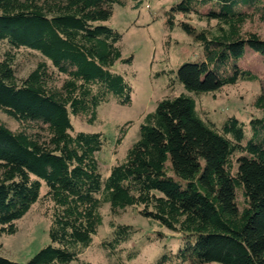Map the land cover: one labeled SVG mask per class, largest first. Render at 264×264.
Returning a JSON list of instances; mask_svg holds the SVG:
<instances>
[{
  "label": "trees",
  "instance_id": "16d2710c",
  "mask_svg": "<svg viewBox=\"0 0 264 264\" xmlns=\"http://www.w3.org/2000/svg\"><path fill=\"white\" fill-rule=\"evenodd\" d=\"M117 3L0 0V112L18 123L12 130L0 120V235L16 231L42 184L52 205L50 243L24 263L0 264H92L79 255L103 222V204L132 207L178 235L160 264H264V89L252 104L258 116L231 115L221 126L198 113L191 95L259 80L242 62L251 53L264 63V38L244 25L264 23V0H177L164 11L169 29L178 24L202 53L174 73L187 92L144 115L139 138L103 177L96 154L104 135L74 131L71 117L92 123L110 97L130 101L128 82L112 69L130 59L121 56V34L104 24ZM20 49L38 56L22 77ZM110 226L102 242L110 253L138 231Z\"/></svg>",
  "mask_w": 264,
  "mask_h": 264
},
{
  "label": "rangeland",
  "instance_id": "374dc122",
  "mask_svg": "<svg viewBox=\"0 0 264 264\" xmlns=\"http://www.w3.org/2000/svg\"><path fill=\"white\" fill-rule=\"evenodd\" d=\"M123 1L122 5H113L111 17L104 24L121 34V56L123 59H130L128 63L117 62L112 67L128 82L131 89L130 101L121 105L114 97H110L98 106L96 119L92 123L87 122L83 116L71 117L74 131L100 132L104 135L106 142L96 154L99 172L103 177L108 175L111 166L120 161L127 149L139 138L140 123L144 115L153 111L159 100L187 92L182 84L172 81L174 73L182 62L196 61L202 53L201 46L183 32L178 24L171 29L166 24L164 11L177 0ZM191 19L200 25L204 23L197 21L195 17ZM244 28L256 31L264 38V23L251 19ZM37 59V55L20 49L16 57L17 76L25 75ZM242 64L253 67L259 74V80L238 82L209 94L191 93L198 113L217 126H221L231 115L245 122L251 115H259L252 104L264 89V63L250 53ZM0 120L12 130L18 128V123L2 112ZM45 191L46 187L42 184L40 199L16 221L17 229L13 234L0 235V257L24 263L50 243L48 228L52 205L44 197ZM240 192L237 191V194ZM100 213L103 222L91 244L79 255L82 260L92 264H160L159 257L166 247L174 251L179 246L177 234L154 221L150 222L132 207L112 212L108 204H103ZM111 223L131 225L138 230L114 253L102 246V242L110 236ZM157 233H161L162 237L157 236ZM129 250L136 253L128 259L126 253ZM182 264L193 262L190 259Z\"/></svg>",
  "mask_w": 264,
  "mask_h": 264
}]
</instances>
